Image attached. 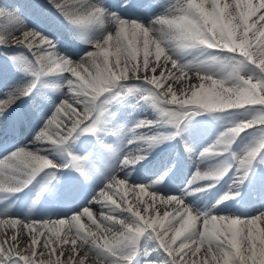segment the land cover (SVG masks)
I'll use <instances>...</instances> for the list:
<instances>
[{"label": "snow or ice", "instance_id": "1", "mask_svg": "<svg viewBox=\"0 0 264 264\" xmlns=\"http://www.w3.org/2000/svg\"><path fill=\"white\" fill-rule=\"evenodd\" d=\"M0 229V264H264V0H0Z\"/></svg>", "mask_w": 264, "mask_h": 264}, {"label": "bare ground", "instance_id": "2", "mask_svg": "<svg viewBox=\"0 0 264 264\" xmlns=\"http://www.w3.org/2000/svg\"><path fill=\"white\" fill-rule=\"evenodd\" d=\"M129 198L133 200V203H135V197H133L131 193L129 194ZM146 198L147 197H145V199ZM3 231H4V229H0V233H3ZM9 231H11V230L9 229Z\"/></svg>", "mask_w": 264, "mask_h": 264}, {"label": "rangeland", "instance_id": "3", "mask_svg": "<svg viewBox=\"0 0 264 264\" xmlns=\"http://www.w3.org/2000/svg\"><path fill=\"white\" fill-rule=\"evenodd\" d=\"M121 191H123V189ZM85 223H87V221H85Z\"/></svg>", "mask_w": 264, "mask_h": 264}]
</instances>
